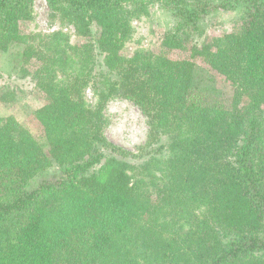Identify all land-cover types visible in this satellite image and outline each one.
<instances>
[{
    "label": "trees",
    "instance_id": "16d2710c",
    "mask_svg": "<svg viewBox=\"0 0 264 264\" xmlns=\"http://www.w3.org/2000/svg\"><path fill=\"white\" fill-rule=\"evenodd\" d=\"M152 1L47 0L73 43L22 30L34 0H0V53L46 98L43 142L0 116V264H264V0H233L215 46L187 33L230 0H163L178 18L163 46L190 57L124 54ZM117 98L147 116L139 152L105 134Z\"/></svg>",
    "mask_w": 264,
    "mask_h": 264
},
{
    "label": "rangeland",
    "instance_id": "374dc122",
    "mask_svg": "<svg viewBox=\"0 0 264 264\" xmlns=\"http://www.w3.org/2000/svg\"><path fill=\"white\" fill-rule=\"evenodd\" d=\"M223 0H214L222 2ZM163 0H153L146 14L133 21V34L126 42L123 53L131 55L137 48H148L156 53H163L169 57L179 59L190 57V50L168 49L163 46V39L178 22V18L163 8ZM239 15L238 6L230 0L228 9H214L201 19L204 28L199 33H187L191 42L206 41L215 46L223 34L230 31ZM24 32L40 31L52 33L64 30L71 35L74 43H82L86 40L75 34L73 25L62 23L58 18H53L47 0H34L32 19L21 21ZM200 63V58L197 59ZM31 70L35 69L34 63L28 64ZM12 71L8 56L0 53V89L6 90L7 100L0 99V116L13 115L26 126L35 137L44 141L41 134V124L35 117L36 109L46 102L44 93L34 85L30 79L19 78ZM90 102L95 101L91 89L86 91ZM243 109V108H241ZM109 119V125L105 130L107 138L119 147L134 152H139L148 138L149 124L147 116L134 102L117 98L110 100L105 108ZM57 165H53L39 173L32 179L29 186H33L40 178L54 172Z\"/></svg>",
    "mask_w": 264,
    "mask_h": 264
}]
</instances>
